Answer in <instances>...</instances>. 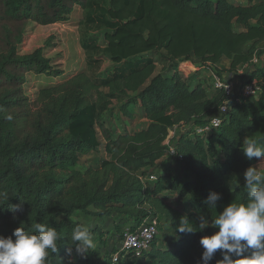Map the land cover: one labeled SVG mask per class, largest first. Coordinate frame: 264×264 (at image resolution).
Listing matches in <instances>:
<instances>
[{"label": "trees", "instance_id": "1", "mask_svg": "<svg viewBox=\"0 0 264 264\" xmlns=\"http://www.w3.org/2000/svg\"><path fill=\"white\" fill-rule=\"evenodd\" d=\"M77 8L91 9L90 0H0V236L44 223L62 234L49 264H88L71 241L72 230L84 224L76 214L99 222L117 214L133 223L129 228L157 216L160 227L166 219L174 243L163 248L156 239L142 259L203 264L199 241L215 229L182 234L177 228L184 216L198 226L201 215L210 219L229 203L244 202L245 181L229 190L236 175L250 166L264 171V161L248 160L242 151L247 137L264 143V66L228 95L183 78L181 63L197 60L218 75L224 58L231 72L264 60V0H109L116 28L105 33L108 53L113 63L129 67L102 81L85 70L68 75L62 37L23 51L37 28L67 24ZM147 54L169 64L168 72L158 73L155 57ZM32 75L50 82L33 99L25 92ZM254 80L261 92L244 95V85ZM106 113L119 125L122 117L146 124L112 129ZM214 117L222 120L218 128L205 136L195 132ZM175 127L193 131L170 140ZM99 134L108 158L84 167L82 159L101 145ZM165 156L169 169L156 165ZM175 162L182 177L173 171ZM152 175L157 179L150 181ZM212 194L221 196L216 210L207 203ZM220 258L217 253L209 264Z\"/></svg>", "mask_w": 264, "mask_h": 264}, {"label": "rangeland", "instance_id": "2", "mask_svg": "<svg viewBox=\"0 0 264 264\" xmlns=\"http://www.w3.org/2000/svg\"><path fill=\"white\" fill-rule=\"evenodd\" d=\"M239 3H246V0H237ZM91 9L87 10L84 14L81 15V20L79 17H76L73 21V25H57L53 27H39L37 28L32 35L27 38L23 45V51L29 52L34 48L40 47L43 45L44 41L49 37H62L63 46L59 48L63 49V54L65 57V62L67 63L68 75L75 72L85 70L87 71L94 79L102 81L109 74H114L118 71H122L125 67H129L127 62L116 64L113 63L110 59L107 43L105 40V33L108 31H113L116 28V24L110 20L107 14V9L109 7V0H90ZM86 19V23H85ZM82 23H85L82 27ZM75 26V27H74ZM64 34V35H63ZM62 44V43H61ZM155 57L154 59L157 62L158 73H167L169 69V64L159 60V57L147 54L145 58ZM182 65V74L183 78L190 79L193 77L192 83H198L200 80L205 84V87L208 88L209 92H213L216 88V82L222 81L226 84H231L233 90L239 89V87L248 81L250 73L256 67H263L264 60H260L254 65L245 66L239 69V71L231 72L230 66L231 61L228 59H223L219 64L220 74L216 75L215 71H208L204 65L199 61H185L181 63ZM30 85L25 87V92L30 98H34L35 93L41 86L47 85L49 80L46 78H35L30 79ZM117 102L114 103L112 109L114 110L113 115L117 114ZM104 120L108 127L112 129H123L124 127L129 130H137L143 127V123L140 119H135L133 121L128 120L125 117H122L120 125L115 121V118L111 117V114H104ZM118 121V119H116ZM137 120V121H136ZM137 122L136 124L134 122ZM119 126V127H118ZM193 131L192 128L184 127H175L170 130V140L177 139L181 134L187 131ZM193 134V133H192ZM100 140H103L101 134ZM169 140V141H170ZM104 147L99 148L96 152L90 153L85 156L81 164L84 167L89 166H98L99 163L105 160L106 153L103 150ZM179 168V169H176ZM163 169V168H162ZM179 177H182V172L180 171V165L175 162L173 171ZM244 173L238 174L235 177V180L241 184L244 182ZM234 180V181H235ZM75 218L79 221H82L85 225H88L91 230L94 226L99 227V233H105L103 235L104 239L106 235L110 234L105 241L100 240V235H95L94 239L96 242L95 249L88 252L86 255L89 257L90 261L88 264H110V257L117 252L121 247V241L124 236V233L129 227H132L133 223L130 220H127L126 217L119 216L114 214L111 218H104L103 222H99L100 218L93 215H84L76 214ZM161 227L159 229L158 241L160 246L168 248L174 243L173 235L168 228L167 221L165 218L161 220ZM107 223V224H105ZM162 228V229H161ZM218 229H215V232ZM108 232V233H107ZM167 243V245H165ZM131 251L128 250L127 253ZM81 256V255H77ZM118 264H152L148 263L144 259L132 258L127 261H122Z\"/></svg>", "mask_w": 264, "mask_h": 264}, {"label": "clouds", "instance_id": "3", "mask_svg": "<svg viewBox=\"0 0 264 264\" xmlns=\"http://www.w3.org/2000/svg\"><path fill=\"white\" fill-rule=\"evenodd\" d=\"M242 151L248 160L264 161V143L256 139L245 138ZM243 175L247 190L244 202H231L210 219L201 215L198 226L190 223L187 216L180 220L177 231L182 234L209 227L218 229L199 241L204 249L201 256L203 264L213 261L217 253L221 258L216 260V264H264V171L250 166ZM238 188L240 184L235 180L229 190ZM220 199L219 194H212L208 206L216 210ZM9 210L17 212L20 206L9 205ZM61 238L62 234L55 227L44 223L32 224L31 230L21 226L10 237L0 236V264H49V257L58 251ZM71 241L77 255H85L96 247L91 228L84 224L72 230Z\"/></svg>", "mask_w": 264, "mask_h": 264}, {"label": "built area", "instance_id": "4", "mask_svg": "<svg viewBox=\"0 0 264 264\" xmlns=\"http://www.w3.org/2000/svg\"><path fill=\"white\" fill-rule=\"evenodd\" d=\"M258 60H255L257 63ZM217 88H224L228 95H231L234 90L231 84H225L222 81L216 82ZM242 92L247 96H258L261 92V88L258 86L257 81H249L244 85ZM222 111H226V107H223ZM222 123L221 118L214 117L211 121L204 126H197L195 132L198 135H207L213 129L218 128ZM167 143V142H166ZM170 153L175 154L173 148ZM157 177L152 175L150 181L156 180ZM160 229V222L158 217L151 216L144 219L137 227L128 228L124 233L121 241V247L112 255V261L118 264L122 261L130 260L132 258L142 259L147 251L151 249L152 243L158 238ZM129 251V253H127Z\"/></svg>", "mask_w": 264, "mask_h": 264}, {"label": "crops", "instance_id": "5", "mask_svg": "<svg viewBox=\"0 0 264 264\" xmlns=\"http://www.w3.org/2000/svg\"><path fill=\"white\" fill-rule=\"evenodd\" d=\"M234 2H236V3H239L237 0H234ZM240 4H245V3H240ZM87 10H83V9H80V8H77L76 10H75V12L71 15V17H70V20L68 21V23L67 24H64V25H73V21H74V19L76 18V17H79V19L81 20V15L82 14H84L85 12H86ZM75 27V26H74ZM110 76H111V74H109ZM31 78L33 77V75L32 76H30ZM137 119H139V118H137ZM141 120V122L144 124L143 126H145V120H143V119H140ZM137 121V120H136ZM134 122L135 124L137 123V122ZM137 130H139V129H137ZM99 140H100V135H99ZM100 143H101V145H100V147L99 148H102V147H104V151H105V144H106V142H105V140H104V138H103V140H100ZM167 143H169V140L167 141ZM105 153H106V151H105ZM108 158V154L106 153V156H105V159H107ZM156 165L159 167L160 166V168L162 169L163 168V166H164V169H169L170 168V165H169V161H168V157L167 156H165V157H163L162 159H160V160H158L157 161V163H156ZM105 224H107V223H105ZM99 227H97V225H96V227L94 228V229H96V231H98L99 229H98ZM108 233V232H107ZM93 235L95 236V235H99V231L98 232H94L93 233ZM108 237H110V234L109 235H106V239L108 238ZM95 240V239H94ZM158 244H159V241H158ZM165 245H167V243H165ZM160 246V245H159ZM161 247H163V248H166V247H164V246H161ZM168 248H171V245L168 247Z\"/></svg>", "mask_w": 264, "mask_h": 264}]
</instances>
